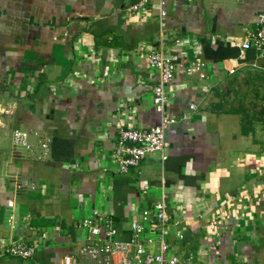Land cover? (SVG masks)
<instances>
[{
  "label": "crops",
  "instance_id": "1",
  "mask_svg": "<svg viewBox=\"0 0 264 264\" xmlns=\"http://www.w3.org/2000/svg\"><path fill=\"white\" fill-rule=\"evenodd\" d=\"M138 1L0 0V240L35 246L0 264H100L79 256L91 236L78 220L95 209L125 240L130 218L161 194L171 252L190 251L196 264H264V54L225 40L256 27L264 0H152L133 11ZM160 44L176 58L166 158L147 154L119 174L108 162L117 128L159 122L146 53ZM194 59L205 63L202 79L184 70ZM238 78L262 88L258 111L238 100ZM13 129L30 133L32 150L12 146Z\"/></svg>",
  "mask_w": 264,
  "mask_h": 264
},
{
  "label": "built area",
  "instance_id": "2",
  "mask_svg": "<svg viewBox=\"0 0 264 264\" xmlns=\"http://www.w3.org/2000/svg\"><path fill=\"white\" fill-rule=\"evenodd\" d=\"M152 0H139L131 6L133 11L144 7ZM163 4V0H156ZM160 12L159 21H162ZM225 40L230 46H236L239 51L253 49L257 54H264V11L257 16L256 27L247 30L243 36H227ZM146 61L149 67L158 73L156 83L152 87L151 102L155 111L160 115L159 122L148 128H133L119 126L116 130L115 139L108 155V162L119 174L126 173L130 168L137 167L142 159L151 153H157L160 160L166 158L165 150L167 140L164 127L174 121V118L165 115V107L168 102L167 85L172 78L176 58L164 52L161 44L158 48H151L146 53ZM205 63L194 59L187 62L185 72L196 74L199 79L204 78ZM234 67L228 69V73L234 72ZM194 104H189L188 109L193 110ZM35 135V133H33ZM42 152H46L47 142L37 140ZM11 144L13 147L32 150L30 133L19 129L11 131ZM165 195L154 201L150 206L142 208L138 214L129 220V236L125 240H115L113 235L116 230L110 224H101L97 220V210H91L90 214L81 218L76 223L77 228H85L87 240L79 247V256L82 259L96 260L100 264H196L190 251L180 256L171 252V246L167 240V226L170 223V215L167 210ZM219 211H213L212 224L218 226ZM98 222V223H97ZM154 231L155 237L145 234V225ZM212 233V231H211ZM101 237H94L95 235ZM40 238L46 234L38 233ZM212 234H209L211 236ZM178 239L181 233H176ZM210 239V238H209ZM155 244L152 248L151 245ZM35 252V246L31 243H23L21 238L12 239L8 242L0 240V258L4 256L19 259H28ZM61 264H70V257L64 256Z\"/></svg>",
  "mask_w": 264,
  "mask_h": 264
},
{
  "label": "rangeland",
  "instance_id": "3",
  "mask_svg": "<svg viewBox=\"0 0 264 264\" xmlns=\"http://www.w3.org/2000/svg\"><path fill=\"white\" fill-rule=\"evenodd\" d=\"M232 84L234 86L233 88H235V84H239L238 91H235V93L237 92L236 95H239L238 96L239 97L238 100L242 101L241 104L244 105L245 108L251 109L252 111H258L259 105H260V103H259L260 102L259 101L260 100L259 99L260 96L259 95L263 94V91L261 90L262 88L260 89L257 86H255L254 85L255 83H253V84L247 83L246 85L243 86L241 84V79L240 78H238V80L235 81V83L232 81ZM233 90H235V89H233ZM235 93H234V95H235ZM228 97L230 99H232L233 94L230 93L228 95ZM228 103L229 102H227V104ZM233 105H234V103H233ZM82 262H84L86 264V262H88V260H83ZM92 263L96 264L95 262H92ZM87 264H91V263H87Z\"/></svg>",
  "mask_w": 264,
  "mask_h": 264
},
{
  "label": "trees",
  "instance_id": "4",
  "mask_svg": "<svg viewBox=\"0 0 264 264\" xmlns=\"http://www.w3.org/2000/svg\"><path fill=\"white\" fill-rule=\"evenodd\" d=\"M259 78H260V77H259ZM259 78H258V79H259ZM262 80H263V82H264V78H262ZM262 97L264 98V96H262ZM245 132H246V130L244 129V130H243V133H245Z\"/></svg>",
  "mask_w": 264,
  "mask_h": 264
}]
</instances>
